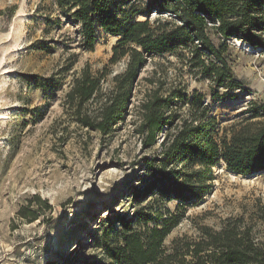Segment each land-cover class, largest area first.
I'll return each mask as SVG.
<instances>
[{
	"label": "rangeland",
	"instance_id": "374dc122",
	"mask_svg": "<svg viewBox=\"0 0 264 264\" xmlns=\"http://www.w3.org/2000/svg\"><path fill=\"white\" fill-rule=\"evenodd\" d=\"M77 30L53 0H0V264H110L102 232L119 228L114 215L130 216L145 204L137 205L134 188L144 158L157 146L143 148L135 126L137 106L155 82L203 94L221 128L264 101V51L232 37L225 57L245 91L212 98L208 82L190 74L182 60L151 58L134 83L124 120L102 134L82 125L65 95L84 67L102 76L107 91L126 59L110 62L117 37L96 29L94 50L85 51ZM177 205L165 203L171 211ZM23 208L37 219L21 217ZM178 211L183 217L164 239L165 248L178 237L196 238L202 226L218 229L229 218H242L262 241L264 170L240 175L219 166L211 193Z\"/></svg>",
	"mask_w": 264,
	"mask_h": 264
},
{
	"label": "trees",
	"instance_id": "16d2710c",
	"mask_svg": "<svg viewBox=\"0 0 264 264\" xmlns=\"http://www.w3.org/2000/svg\"><path fill=\"white\" fill-rule=\"evenodd\" d=\"M53 1L77 26L83 50H94L96 29H101L118 38L110 62L126 59L124 71L113 76L107 91L102 90V76L84 67L65 95L82 125L102 134L124 120L134 83L148 59L169 55L182 60L190 74L208 82L211 97L219 99L233 98L231 90L245 91L226 60L228 40L235 37L264 51V0ZM152 12L157 15L153 20ZM142 14L145 18L138 19ZM46 22L51 23L50 17ZM155 83L137 106L135 126L143 148L157 146L144 158L140 186L134 188L137 205L145 204L130 216L114 215L119 228L102 232L109 263L264 264V240H257L242 218L226 219L218 229L202 226L196 238L182 236L169 248L163 246L183 217L178 210L211 193L216 168L240 175L264 170V101L251 103L246 118L221 128L203 94ZM92 103L97 105L90 112ZM172 200L178 201L176 211L165 207ZM19 214L37 219L24 208Z\"/></svg>",
	"mask_w": 264,
	"mask_h": 264
}]
</instances>
